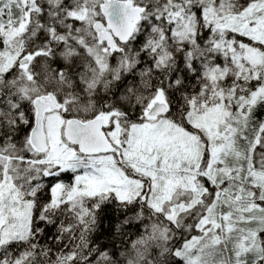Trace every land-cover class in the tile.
<instances>
[{
	"label": "snow or ice",
	"instance_id": "1",
	"mask_svg": "<svg viewBox=\"0 0 264 264\" xmlns=\"http://www.w3.org/2000/svg\"><path fill=\"white\" fill-rule=\"evenodd\" d=\"M0 264H264V0H0Z\"/></svg>",
	"mask_w": 264,
	"mask_h": 264
}]
</instances>
